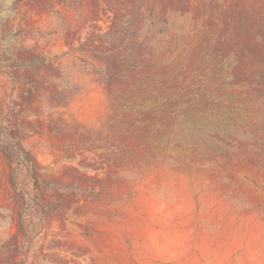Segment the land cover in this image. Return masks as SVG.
I'll return each instance as SVG.
<instances>
[{"label":"rangeland","instance_id":"374dc122","mask_svg":"<svg viewBox=\"0 0 264 264\" xmlns=\"http://www.w3.org/2000/svg\"><path fill=\"white\" fill-rule=\"evenodd\" d=\"M0 264H264V0H0Z\"/></svg>","mask_w":264,"mask_h":264}]
</instances>
